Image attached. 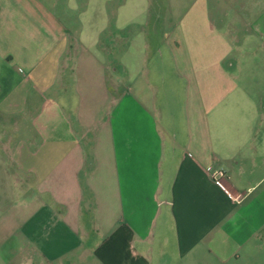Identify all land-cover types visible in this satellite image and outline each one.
<instances>
[{
    "label": "crops",
    "instance_id": "obj_1",
    "mask_svg": "<svg viewBox=\"0 0 264 264\" xmlns=\"http://www.w3.org/2000/svg\"><path fill=\"white\" fill-rule=\"evenodd\" d=\"M54 15L0 5L1 258L264 264V85L194 79L187 62L178 115L155 46L137 62L125 37L121 61V29Z\"/></svg>",
    "mask_w": 264,
    "mask_h": 264
},
{
    "label": "rangeland",
    "instance_id": "obj_2",
    "mask_svg": "<svg viewBox=\"0 0 264 264\" xmlns=\"http://www.w3.org/2000/svg\"><path fill=\"white\" fill-rule=\"evenodd\" d=\"M0 5L3 11L14 13L17 18L25 15L41 18L55 12L57 16L76 19L79 28L106 27L107 36L110 30L121 29L123 39L118 56L121 61L127 56L131 61L134 53L133 50L131 56L127 54L129 46L125 37L139 41L137 62L140 45L155 46L160 52H157L160 72L165 77L161 89L162 100L165 95L164 109L178 115L185 95V85L180 79L191 77L184 69L187 62L193 67L194 79L264 85V0H10ZM92 19L94 25H90ZM105 58L110 60L111 55ZM118 68L120 76L132 69ZM124 69L128 71L123 72ZM138 69L133 68L130 75L136 77ZM221 71L227 74L226 79ZM124 85L130 86L126 78ZM160 108L163 109L161 104ZM0 264H18V261L0 256Z\"/></svg>",
    "mask_w": 264,
    "mask_h": 264
},
{
    "label": "built area",
    "instance_id": "obj_3",
    "mask_svg": "<svg viewBox=\"0 0 264 264\" xmlns=\"http://www.w3.org/2000/svg\"><path fill=\"white\" fill-rule=\"evenodd\" d=\"M210 177L212 182L220 189L225 190V182L228 180L227 172L220 169H214L210 171Z\"/></svg>",
    "mask_w": 264,
    "mask_h": 264
}]
</instances>
